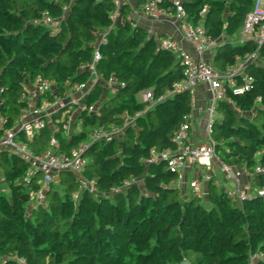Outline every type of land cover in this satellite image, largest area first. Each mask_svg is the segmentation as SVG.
I'll use <instances>...</instances> for the list:
<instances>
[{
  "label": "trees",
  "instance_id": "16d2710c",
  "mask_svg": "<svg viewBox=\"0 0 264 264\" xmlns=\"http://www.w3.org/2000/svg\"><path fill=\"white\" fill-rule=\"evenodd\" d=\"M145 1L135 0L136 7ZM172 1L158 0L157 6L173 12ZM180 4L187 21L202 24L217 41L216 70L256 50L251 40L222 41L240 31L255 0ZM129 8L123 3L113 21L111 0H0V113L6 127L24 106L20 94L35 76L59 88L65 81L84 82L90 72L80 65L90 63L95 50L96 72L124 84L115 94L93 84L84 102L99 104V114L80 112L81 129L69 137L45 126L30 142L34 153L44 151L52 135L68 151L88 141L93 129L121 125L124 115L142 112L121 137L89 144L81 174L61 173L35 206L29 193L40 174L23 183L29 165L0 151L7 186L0 192V264H264V197L254 194L237 205L214 177L203 184V197L187 196L172 184L175 174L164 161L146 163L150 150L173 148L171 137L191 113V102L187 91L174 92L144 110L137 94L150 89L157 99L182 72L171 52L128 19ZM44 16L57 24L43 23ZM257 57L246 66L249 90L228 92L232 104L218 103L221 116L212 134L216 156L248 173L252 188L264 186V172L255 171L264 168V43ZM79 179L93 180L95 192L80 190Z\"/></svg>",
  "mask_w": 264,
  "mask_h": 264
},
{
  "label": "built area",
  "instance_id": "2783aa9c",
  "mask_svg": "<svg viewBox=\"0 0 264 264\" xmlns=\"http://www.w3.org/2000/svg\"><path fill=\"white\" fill-rule=\"evenodd\" d=\"M111 1L117 8L110 14L111 20L114 21L118 16V9L125 1ZM157 1L147 0L142 2L137 10L152 21H160L166 16L167 12L157 6ZM262 1L264 2V0ZM172 4L174 6L173 18L176 21L175 30L181 39L192 47L196 56L193 57L183 51L177 40L172 38L162 40L159 46L174 55L175 60L181 67L182 78L173 83L171 90L157 99L154 98L152 90L141 91L139 93L140 101L145 105L144 110H147L174 92L187 91L190 96L192 110L196 107L197 86L206 85L209 97L205 103L206 118L203 125V139L197 144L190 142L192 119L189 114L183 118V122L173 132L171 137L173 148L162 151L150 150L146 163L164 161L167 169L175 174L172 184L180 190L187 185L192 194L198 198L205 195L202 184L210 180L211 177H215L213 172L216 166L223 175V180L233 184L232 187L225 186L224 191L237 205L241 206L244 200L254 194L264 197V186L252 188L250 183H242V169L224 164L216 156L215 140L212 135L213 125L221 116L217 108L218 103L225 101L232 104L228 92L240 95L251 87L252 77L246 72V66L258 60L257 50L264 43V5L261 9L254 8L246 12L240 29V43L251 40L256 44V50L245 54L242 58L236 57L232 66L218 71L202 58V54L207 49L216 47L217 41L207 34L202 24L192 25L187 21L186 12L181 6L180 0H173ZM204 11L205 7L201 13ZM128 19L130 18L128 17ZM41 21L51 26L57 24L56 20H51L48 16H44ZM103 36L104 34L100 40ZM98 59L99 54L95 50L91 62L80 65L81 69H87L90 72L88 80L84 82L65 81L59 88L52 80L45 79L40 75L35 76L20 94L24 106L20 109L18 116L13 120L10 127L5 126L7 118L0 113V151L16 154L29 165L28 171L22 177L23 183H29L36 173L40 174L35 181L37 188L29 193L32 206L44 202L46 191L51 184L59 182L61 173L81 174L88 161L85 151L89 144L95 141L121 137L124 129L133 125L136 117L142 113L138 111L132 116L124 115L121 125L93 129L89 133L88 141H82L68 151H63L60 148L54 135L49 138L47 148L44 151L39 153L32 151L30 142L45 126H48L52 133L69 137L81 129L82 120L78 118L80 112L99 114V104L86 105L84 102V97L93 84L101 82L103 91L109 94H115L117 89L124 85L123 82L117 81L113 75L103 80L102 75L97 73L95 69ZM235 110L242 114L238 108H235ZM19 134L23 138H20ZM193 169H197L198 176L188 181L187 172H191ZM255 171L262 173L264 168L256 166ZM79 180L80 190L95 192L93 180ZM6 190V181L1 174L0 192L3 193ZM255 258H257V254L250 257L251 260ZM18 263L22 264L23 260L19 259Z\"/></svg>",
  "mask_w": 264,
  "mask_h": 264
},
{
  "label": "crops",
  "instance_id": "0c3cea01",
  "mask_svg": "<svg viewBox=\"0 0 264 264\" xmlns=\"http://www.w3.org/2000/svg\"><path fill=\"white\" fill-rule=\"evenodd\" d=\"M129 5V15L128 17L132 19V21L135 23V25L140 26L147 30L149 36H153L157 44L166 39V38H172L174 40H177L179 43V46L182 48L183 51L189 53L193 57H195V53L192 49V47L185 42L183 39H181L178 32L175 30L176 21L173 18V12H167L166 16L160 20V21H152L148 17L144 16L141 12L137 10V7L135 5V0H124ZM264 5V2L262 0H255V6L254 8H258L257 6H261L259 9H261ZM253 8V9H254ZM230 42L232 45L235 44H242L240 43V31L230 37L223 38L222 40ZM215 54V48L213 49H207L203 54L202 58L205 61H208L212 65L213 56ZM209 97V93L207 90V86L204 84L198 85L196 88V104L195 108L191 110V119H192V130L190 132V142L193 144L200 143L203 139V125L205 122L206 114H205V103L207 102ZM140 99V95H139ZM204 121V122H203ZM200 124V125H199ZM199 125V126H198ZM196 170V171H195ZM193 169L191 172H187V180H192L191 173H195V177L198 176L197 169ZM214 182L218 184H222L223 186L232 187L233 184L231 182H225L223 180V175L220 173L217 166L214 168ZM243 175L241 177L242 183H249V176L248 174L242 169ZM218 172V173H216ZM194 177V178H195ZM220 178L221 180H218ZM185 187V188H184ZM182 188V192L186 193L185 190H190V188L185 185ZM203 190H205L204 185L202 184ZM190 193L192 194V191L190 190Z\"/></svg>",
  "mask_w": 264,
  "mask_h": 264
},
{
  "label": "rangeland",
  "instance_id": "374dc122",
  "mask_svg": "<svg viewBox=\"0 0 264 264\" xmlns=\"http://www.w3.org/2000/svg\"><path fill=\"white\" fill-rule=\"evenodd\" d=\"M258 8H260L261 6H257ZM137 98L139 99V94H137ZM204 122V121H203ZM200 125V124H199ZM198 125V126H199ZM196 171V170H195ZM215 172V171H214ZM216 173H218V172H216ZM1 170H0V176H1ZM81 175H79V177H80ZM195 177V173H191V178H194ZM218 180H221L220 178H218ZM183 187V186H182ZM185 188V187H184ZM186 191V194H187V196H191V193H190V190L188 189V190H185ZM185 193V192H184Z\"/></svg>",
  "mask_w": 264,
  "mask_h": 264
}]
</instances>
